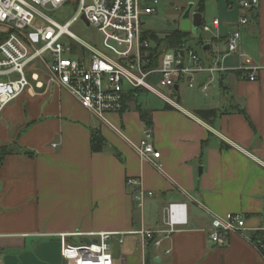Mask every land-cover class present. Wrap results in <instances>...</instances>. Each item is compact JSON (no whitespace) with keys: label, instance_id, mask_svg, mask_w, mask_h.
Returning a JSON list of instances; mask_svg holds the SVG:
<instances>
[{"label":"crops","instance_id":"1","mask_svg":"<svg viewBox=\"0 0 264 264\" xmlns=\"http://www.w3.org/2000/svg\"><path fill=\"white\" fill-rule=\"evenodd\" d=\"M217 4L219 15L197 39L198 48L186 44L205 64L224 52L238 18L230 0ZM254 10L256 18L240 29L238 50L224 59L228 69L215 73L204 92L207 72L196 74L193 87L183 82L206 98L195 104H183L180 83L174 104L154 94L163 106L143 107L136 93L105 123L65 89L31 81L3 108L0 150L11 152L0 162L1 264H66L63 241L82 244L101 231L116 233L108 241L113 264H264L249 240L255 232L264 239V0ZM187 31L194 35L191 23ZM241 65L253 81L237 70ZM138 104L149 112L150 128ZM199 109L215 115L202 118ZM94 131L107 143L100 152L90 150ZM147 131L160 169L135 152ZM127 177L153 193L141 207ZM172 202L186 204L187 223L168 233L164 209ZM227 213H241L245 228L217 245L208 229L213 217ZM140 229L155 233L142 239L135 233Z\"/></svg>","mask_w":264,"mask_h":264},{"label":"built area","instance_id":"2","mask_svg":"<svg viewBox=\"0 0 264 264\" xmlns=\"http://www.w3.org/2000/svg\"><path fill=\"white\" fill-rule=\"evenodd\" d=\"M68 0H0V116L3 108L34 82L36 88L44 84L63 88L93 116L107 123V113H119L126 97L136 95L139 89L149 91L167 103L174 101L162 90L176 95L175 86L186 82L195 84L196 74L207 72L210 79L201 85L204 92L215 73L225 71L224 59L239 48L242 26L246 25L259 0H238V18L225 41V50L209 63L202 62L196 51L184 45L176 50L162 52L157 66H150V40L142 36L141 17L156 14L158 0H73L77 3L76 15L60 25L44 14L43 9L54 10ZM82 17L88 26L102 33L101 47L80 41L68 27ZM83 20V19H82ZM213 26L218 24L213 19ZM202 31L210 27L200 24ZM68 37L70 43L62 41ZM74 43V44H73ZM78 49L79 53H78ZM250 81L255 79L249 67L238 66ZM157 74L156 82L150 83ZM14 75V76H11ZM138 157L161 168L159 151L147 131L134 147ZM126 185L133 188L132 197L138 207L151 196L139 179L126 178ZM165 230L171 233L187 223L186 204L168 203L164 209ZM245 228L241 213L215 216L208 229L209 239L217 245L226 244L229 233ZM135 233L142 239H151L154 231L140 229ZM76 234V233H75ZM113 232H91L94 237L82 244L61 245V255L66 264H113L109 239ZM64 236V235H62ZM253 245L264 250V240H253ZM121 242V240H120ZM159 240L155 241V245ZM1 264V260H0Z\"/></svg>","mask_w":264,"mask_h":264},{"label":"rangeland","instance_id":"3","mask_svg":"<svg viewBox=\"0 0 264 264\" xmlns=\"http://www.w3.org/2000/svg\"><path fill=\"white\" fill-rule=\"evenodd\" d=\"M226 0H207L205 2V7L203 13V23L210 25V22L213 17L219 15L218 11V2H220L223 7L225 5ZM237 7V0H230ZM197 4V0H158L156 4V14L154 15H144L141 17V22L143 28L146 30H153L160 34L165 32H170L175 28H179V22L181 21L182 15L184 11L190 6V13H189V21L191 22L192 13L195 12V5ZM77 3L73 0H68L59 6L57 9L54 10H46L43 9L44 14L48 17L52 18L58 24L63 25L67 21L71 20L77 12ZM234 8V9H235ZM254 19L250 18L249 22H253ZM69 31L74 34L80 41L101 47L102 43V33L99 32L95 27L88 26L86 23L81 19L77 18L73 20L69 27ZM194 35L192 39H189V43L194 48H198L197 39L199 36H207L208 33H204L201 27H197L194 31ZM65 43H70V39L68 37H63L62 39ZM74 44V43H73ZM78 49V53H79ZM14 76V75H11ZM157 74L152 75L150 79V83L156 86L157 88L161 89L157 82ZM0 80L5 81L6 77H0ZM215 85V84H214ZM172 100H177V95H171L170 92L165 91L162 89ZM137 99L138 102L143 107H157L163 106L164 102L156 97L154 94L144 90H138L137 92ZM179 95L183 101V104L192 105L199 102L201 99H206L202 95H198L192 89H188L185 87L183 83L179 85ZM107 113L105 116L108 117Z\"/></svg>","mask_w":264,"mask_h":264},{"label":"trees","instance_id":"4","mask_svg":"<svg viewBox=\"0 0 264 264\" xmlns=\"http://www.w3.org/2000/svg\"><path fill=\"white\" fill-rule=\"evenodd\" d=\"M207 0H197V4L195 5V10L199 13H203L205 2ZM142 37L146 38L151 41L152 48H151V63L150 66H157L158 64V57L159 55L168 50H176L180 47H183L189 42V39L193 38V35H191L190 31H184L180 28H175L174 30L167 32L163 36L158 35L154 31H143ZM199 44H201V41H198ZM134 98L133 94H130L126 97V101H130ZM135 109L139 112L140 119L144 123L145 127L150 128L152 125L149 112L141 107L140 104L136 105ZM198 115H200L202 118L210 119L215 115L214 109H199L196 111ZM105 139L100 135L98 131H94L91 133V139H90V150L92 152H100L103 150V148L106 146ZM11 149L8 147H3L0 150V162L3 159V157L10 153ZM26 152V151H23ZM113 153L119 157L116 150H113ZM253 240H264L262 239L258 232L254 233V236H251ZM261 252L264 255V250H261Z\"/></svg>","mask_w":264,"mask_h":264},{"label":"water","instance_id":"5","mask_svg":"<svg viewBox=\"0 0 264 264\" xmlns=\"http://www.w3.org/2000/svg\"><path fill=\"white\" fill-rule=\"evenodd\" d=\"M190 6L184 11L182 18H181V22H180V29L187 31L190 29V23H191V29L194 32L196 30L197 27H199V25L201 24V13L199 12H194L192 13V20L191 22L189 21V13H190ZM257 15V11H252L251 12V17L253 19L256 18ZM83 21L86 23V25L88 24L87 21L82 17ZM205 49V47H204ZM175 90H177V85L174 87Z\"/></svg>","mask_w":264,"mask_h":264}]
</instances>
